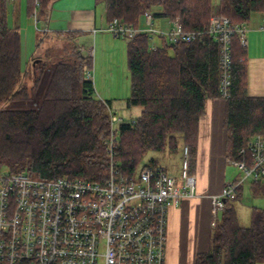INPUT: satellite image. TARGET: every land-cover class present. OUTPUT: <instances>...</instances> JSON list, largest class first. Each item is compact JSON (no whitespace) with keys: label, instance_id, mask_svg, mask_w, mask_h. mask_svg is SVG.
Masks as SVG:
<instances>
[{"label":"trees","instance_id":"16d2710c","mask_svg":"<svg viewBox=\"0 0 264 264\" xmlns=\"http://www.w3.org/2000/svg\"><path fill=\"white\" fill-rule=\"evenodd\" d=\"M54 1L40 0L41 15H48ZM96 1L105 4L108 21L118 17L135 27L142 26L148 9L154 17L169 19L170 25L179 18L185 30L206 28L213 9L234 23H248L256 13L264 16V0ZM27 6L32 15L34 0H28ZM9 14V1L0 0V101H29L38 96L46 81L33 106L0 108V172L6 166L9 172L28 171L46 179L65 176L105 181L110 160L106 139L115 112L111 111L112 101L98 97L93 80L85 76L84 66L91 67L92 59L71 43L69 56L57 59L46 77V68L39 73L34 70V82L28 85V71L21 64V34L17 26L10 25ZM151 37L149 32H140L127 43L131 80L127 105L142 110L132 121L125 118L116 125L114 160L119 167L133 175L149 151H177L180 145H188L192 172L199 122L208 100L216 98L225 99L227 157L246 158L241 149L247 148L255 134H264V96L248 92L247 47L233 36L230 92L223 97L218 42L209 35L194 43L171 42L160 36L162 44L152 48ZM247 158L250 161L249 151ZM242 189L243 184L235 199H227L209 250L198 253L195 264H257L264 260V209L253 207L250 224L243 225L235 203ZM251 190L264 196V182L252 181Z\"/></svg>","mask_w":264,"mask_h":264},{"label":"built area","instance_id":"2783aa9c","mask_svg":"<svg viewBox=\"0 0 264 264\" xmlns=\"http://www.w3.org/2000/svg\"><path fill=\"white\" fill-rule=\"evenodd\" d=\"M34 3L33 17L38 23L44 18L40 0ZM144 19L145 26L135 27L117 17L104 30L128 40L149 32L153 38L165 36L171 42L186 43L209 35L220 46V91L223 97L228 96L232 38L238 36L242 46L247 47L246 23H234L217 9L212 10L208 26L199 30H185L179 18L171 20L169 29L157 30L151 9L146 10ZM79 49L91 58L89 48L82 45ZM84 73L87 79L93 78L90 66H84ZM110 121L111 133L106 139L110 160L105 181L65 176L46 179L28 171L7 169L0 172V264H165L169 208L196 190L189 146H183L180 183L165 166L151 161L129 175L113 155L116 125L126 119L111 113ZM245 152L244 159L227 158L243 176L229 179L218 194L211 196L213 227L221 221L227 199L237 197L246 179L264 181V134H255L247 148L241 149Z\"/></svg>","mask_w":264,"mask_h":264},{"label":"crops","instance_id":"0c3cea01","mask_svg":"<svg viewBox=\"0 0 264 264\" xmlns=\"http://www.w3.org/2000/svg\"><path fill=\"white\" fill-rule=\"evenodd\" d=\"M27 5L28 0H19V6L22 8L23 6L27 8ZM14 9L15 5H13ZM47 13L48 15L43 17L44 21L42 22V28L48 30V34H45L44 37L48 41L46 43L65 46L61 37H66L73 40L72 43L78 47L87 45L92 53L91 68L95 69L92 80L96 90L102 96L104 94L113 96L109 90L111 87L109 79L113 73L108 70L109 67L114 69L116 57H118L120 65L125 63L127 66V43L129 40H122V37L114 36L104 30L109 22L106 18L105 4L96 0H55ZM261 23L262 15L258 13L254 14L251 20L246 23L248 92L252 96H264V29L261 28ZM141 24L145 26V19L141 21ZM66 46L70 49L71 45ZM40 47H38L39 50ZM34 54L38 55L36 52ZM103 59L104 63L106 61L104 75L99 72ZM109 61L111 63L107 64ZM114 86L117 91H120V82ZM129 95H126V99ZM102 96L98 97L103 100L112 98ZM113 109V103H111V110ZM141 110L137 115L126 119L137 117ZM224 113V98L208 100L206 112L199 122L197 155L192 171L197 178L195 194L185 196L178 205L169 208L165 264H195L197 254L209 250L213 231L211 196L218 194L225 182L236 176H228L227 131L223 122ZM180 148L183 151L181 145ZM152 159L158 163L157 159Z\"/></svg>","mask_w":264,"mask_h":264},{"label":"rangeland","instance_id":"374dc122","mask_svg":"<svg viewBox=\"0 0 264 264\" xmlns=\"http://www.w3.org/2000/svg\"><path fill=\"white\" fill-rule=\"evenodd\" d=\"M10 5V14H9V22L11 26H17L18 30L21 34V64L22 69H27V74L25 75V79L28 85H32L33 78H34V70H36L38 73L41 71V69L46 68L45 77L48 75L49 69L52 66V64L59 58H63L66 56H69L71 52L67 48L66 45L72 43L73 40H69L66 37L63 38V41L65 42V46L62 44H56L51 43V45H48L44 37L45 34H48L47 31H42L40 28L42 27L41 20L38 23L35 21V18L33 17V14H29L27 11V8L23 6H19V0H15L12 2H9ZM13 5H15V9L13 10ZM46 16V13L42 15ZM36 24L39 25V29L37 28ZM153 26L157 30L161 29L167 30L165 27H169L170 22L167 18H159L154 17L153 20ZM164 25V26H163ZM50 33V32H49ZM53 33V32H51ZM45 40V41H44ZM122 40L127 41L126 38L122 37ZM77 43V42H76ZM80 43V42H78ZM158 47L162 44V40L160 36L156 35L150 38V46L153 47L155 45ZM40 47V50L38 47ZM84 46V45H83ZM85 48H87V45H85ZM50 50V51H49ZM41 51V52H40ZM34 52L38 53L36 57H39L40 60H36V57H34ZM85 53H87L85 51ZM94 61V57H93ZM36 62V65L34 66V63ZM106 63V61H105ZM104 63V59L102 60V66L99 67V72H101L104 75V71H106V64ZM111 61L107 62V64H110ZM115 65L113 68H110L109 66V72L111 71L113 74L111 75L109 79V85L111 86L109 88L110 93L113 96H106L109 98L114 107V111L118 116H123L125 118L137 115L141 108L140 106H128L127 105V99L126 95L130 94L131 92V80L129 77V69L127 68L126 64L123 63V65H120L118 57L115 59ZM113 65V64H112ZM91 68V67H90ZM112 69V70H111ZM93 77L95 69L94 67L91 68ZM113 76V78H112ZM46 79L42 82V87L45 84ZM112 82V84H111ZM117 82H120V91H117V88H115L114 85L117 86ZM125 85V86H124ZM41 87V88H42ZM38 91V96L35 98L30 99L29 101H26L24 103H18L13 101H0V108L1 107H7V108H13V107H31L35 104V102L40 100L41 90ZM97 96H102L98 93V90H96ZM125 91V92H124ZM102 97H105V96ZM130 119V118H128ZM183 146V145H181ZM152 158L157 159L158 163L165 166L167 171L175 176L177 178L178 183L182 181L181 179V173H182V162L184 159V153L181 150V148L177 151H170L169 149L163 150V151H149L143 162L139 165L141 166L143 163L149 162ZM227 169L228 176H234L239 177L240 175L243 176V173L241 170H239L236 166L227 163ZM7 168L6 166H3L2 170L5 171ZM241 173V174H240ZM239 174V175H238ZM251 178L246 179L243 182V189H242V195L239 199L235 201L238 215L240 218V222L243 225H249L251 221V212L253 207H260L264 209V196H256L252 193L251 190ZM216 227L212 226V229L214 230ZM257 264H264V260L261 262H258Z\"/></svg>","mask_w":264,"mask_h":264},{"label":"bare ground","instance_id":"6f19581e","mask_svg":"<svg viewBox=\"0 0 264 264\" xmlns=\"http://www.w3.org/2000/svg\"><path fill=\"white\" fill-rule=\"evenodd\" d=\"M13 1H14V0H13ZM9 2H12V1H9ZM214 5H215V4H213V6H214ZM213 6H212V7H213ZM115 130H117V129H115ZM110 133H111V129H110ZM116 134H117V133H115V136H116ZM116 137H117V136H116ZM248 144H249V143H248ZM106 145H107V144H106ZM115 149H116V148H115ZM107 151H108V146H107ZM114 153H115V152H114ZM108 154H109V157H110V153H109V151H108ZM113 155H114V154H113ZM262 182H264V181H262Z\"/></svg>","mask_w":264,"mask_h":264}]
</instances>
